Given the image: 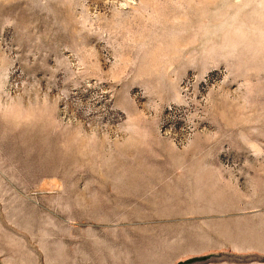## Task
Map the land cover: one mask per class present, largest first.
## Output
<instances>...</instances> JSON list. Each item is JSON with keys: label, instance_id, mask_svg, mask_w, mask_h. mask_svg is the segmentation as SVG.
<instances>
[{"label": "rangeland", "instance_id": "rangeland-1", "mask_svg": "<svg viewBox=\"0 0 264 264\" xmlns=\"http://www.w3.org/2000/svg\"><path fill=\"white\" fill-rule=\"evenodd\" d=\"M0 264H264V0H0Z\"/></svg>", "mask_w": 264, "mask_h": 264}]
</instances>
